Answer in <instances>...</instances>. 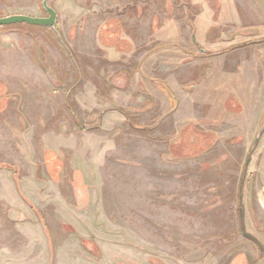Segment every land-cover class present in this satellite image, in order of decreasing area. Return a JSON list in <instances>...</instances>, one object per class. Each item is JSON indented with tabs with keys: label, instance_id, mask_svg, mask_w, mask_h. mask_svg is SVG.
I'll use <instances>...</instances> for the list:
<instances>
[{
	"label": "rangeland",
	"instance_id": "obj_1",
	"mask_svg": "<svg viewBox=\"0 0 264 264\" xmlns=\"http://www.w3.org/2000/svg\"><path fill=\"white\" fill-rule=\"evenodd\" d=\"M46 3L0 26V264H264V0Z\"/></svg>",
	"mask_w": 264,
	"mask_h": 264
},
{
	"label": "water",
	"instance_id": "obj_2",
	"mask_svg": "<svg viewBox=\"0 0 264 264\" xmlns=\"http://www.w3.org/2000/svg\"><path fill=\"white\" fill-rule=\"evenodd\" d=\"M42 7L47 12L46 17H34L23 14H13L0 17V26L14 24V23H26L32 25H40L46 27H56V12L52 7L47 5L46 0H42ZM258 136L254 139L253 146L256 144Z\"/></svg>",
	"mask_w": 264,
	"mask_h": 264
}]
</instances>
